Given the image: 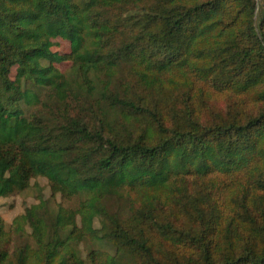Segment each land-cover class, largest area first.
I'll return each instance as SVG.
<instances>
[{"label": "trees", "instance_id": "16d2710c", "mask_svg": "<svg viewBox=\"0 0 264 264\" xmlns=\"http://www.w3.org/2000/svg\"><path fill=\"white\" fill-rule=\"evenodd\" d=\"M35 177L77 202L0 264H264V0H0V198Z\"/></svg>", "mask_w": 264, "mask_h": 264}, {"label": "rangeland", "instance_id": "374dc122", "mask_svg": "<svg viewBox=\"0 0 264 264\" xmlns=\"http://www.w3.org/2000/svg\"><path fill=\"white\" fill-rule=\"evenodd\" d=\"M54 45L51 50L59 54H66L70 52V43L67 40L61 38H55ZM72 62L70 60H65L60 63H55V67L61 73L67 74L72 68ZM16 74L15 68H11L10 78L14 79ZM38 193L42 196L50 198V188L48 182L43 177H35L31 179L30 186L22 192L5 196L0 198V217L4 223L6 229H9L13 219L22 214L26 207L38 202ZM61 202L66 206H74L77 202L76 198L70 199L69 201H63L59 194L50 198V204L55 206V204ZM124 208L123 201H117L114 204V209ZM16 236L13 235L12 240L14 241Z\"/></svg>", "mask_w": 264, "mask_h": 264}]
</instances>
